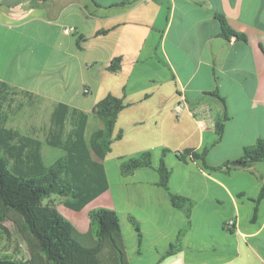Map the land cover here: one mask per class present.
<instances>
[{"label":"crops","instance_id":"1","mask_svg":"<svg viewBox=\"0 0 264 264\" xmlns=\"http://www.w3.org/2000/svg\"><path fill=\"white\" fill-rule=\"evenodd\" d=\"M217 15H223L230 28L236 34L244 33L247 40L236 34L223 36ZM5 19L33 23L36 29L33 45L41 44V49L60 52L81 71L85 64L97 68L100 78L109 74L152 73L153 78L174 83L173 105L179 93L184 94L191 106L207 105L205 119H196L187 113L175 116L174 128L170 131L182 150L192 148L199 152L205 148V166L189 156L175 160L164 154L165 163L172 170L175 165L181 167L186 162L195 167V174H184L193 183L196 180L193 194L189 195L188 190L174 180L173 174L169 177L168 190L158 185L159 174L152 167L157 163H152L153 172L149 174L139 170L145 167L123 170L122 160L151 147H148V133L153 134V139L158 138L157 145L166 146L172 141L165 131L163 111L145 106L157 92L155 88L160 82L151 87L123 90V101L129 105L116 117L114 132L115 129L124 132L118 140L125 139L129 131L142 132L145 122L153 116H160V127L156 135L146 128V132L141 133L142 138L137 135L130 144L126 142L129 149L118 157L119 172L123 179L139 184L142 191L145 189L147 196L141 197L139 202L151 209H148V217L156 221L166 216L169 219L172 211L180 209L172 205L170 192L187 194L186 198L194 201V211L201 206L203 212L216 204H226L229 211L234 209L233 213L224 209L218 214L221 224L236 218L237 225L230 231L229 238H213L212 243L218 246L211 245L212 257L205 260L212 264H246L248 260L264 264V254L254 241L264 221L251 222L253 228L243 226L240 213L243 203L238 195L250 193L245 188L230 186L226 177L229 172L219 167L227 160L239 158L244 146L264 139V0H0V22ZM66 26H73L74 31L65 33L63 27ZM47 33L50 35L45 38ZM117 56L122 57L120 67L115 71L106 70L105 65ZM60 62L64 59L58 64ZM219 120L223 123L222 135L215 141V123ZM107 155L103 164L108 180ZM245 168L255 173V181L250 184L259 192L264 185V162L258 161ZM108 190L109 187L76 211H84L73 221L78 230L85 232L90 228L87 207ZM121 227L128 254L122 224ZM174 239L172 236L164 241L154 239L153 248L156 253L162 250L166 256L179 255L187 264V246L180 245L174 253H167V246ZM202 245H197V252Z\"/></svg>","mask_w":264,"mask_h":264},{"label":"rangeland","instance_id":"2","mask_svg":"<svg viewBox=\"0 0 264 264\" xmlns=\"http://www.w3.org/2000/svg\"><path fill=\"white\" fill-rule=\"evenodd\" d=\"M35 30L33 23L29 21L20 23L16 19H5L0 22V79L8 82L18 90L25 89L42 96V99H30L22 94L14 96L11 105L5 107L6 126L17 128L26 134L34 132L35 135L44 140V131L48 124L52 103L58 100L76 106L88 114L85 130V135L88 137L94 129L100 126V122L94 116L92 109L106 95L112 94L123 99V90L151 87V84L160 82L159 86L155 88L157 92L145 106L149 109L163 111L165 114L163 122L165 131L168 139L172 141H168L166 146L157 145L158 138L153 139V134L148 133V147L151 145L147 149L150 153V166H144L145 168L139 170H145L149 174V172H153L152 163H157L152 166L157 170L160 160H163L166 165L165 153L172 156L175 160L178 159L176 151L183 148L182 146H177L178 142L174 140L173 132H170L174 128L176 117H178L172 110V97L176 94L173 82L167 83L159 80L160 78H153L154 74L152 73L137 76H130L126 73L120 75L109 74L106 78H100L96 74L97 68H94V66L90 68L85 64L81 71L76 66L74 67V63L67 60V57L65 55L62 56L60 52L41 49V44L35 47L33 45ZM49 35L47 33L45 38H48ZM60 59H64V62L58 64ZM63 63L65 64L63 65ZM169 110L171 114L168 113ZM183 114L185 113L181 115ZM197 117L199 118V116ZM154 119L157 120L155 121ZM159 119L160 116L159 118L153 116L147 120L145 122L146 127L142 132H146L147 128L150 132L154 131L155 135L158 134ZM142 132L129 131L125 139L114 140L110 151L107 153L105 162L109 177V190L90 203L87 210L109 208L116 212L127 239V257L130 264H184L185 260L179 255L166 256L162 250L159 253L154 250L153 240L164 241L168 236L175 237L170 243L175 242L177 237H179V246L188 247L187 254L189 258L187 259V264H212L211 261L205 259L212 257V254L209 253L211 252L209 251L211 245L218 246L216 242L212 243L213 238L222 240L229 238L231 234L229 230L224 228L225 225L219 222L218 214L221 215L224 209L233 213L234 209L229 211L230 208L226 204H216L203 212L201 211V206H198L197 211H194V201L191 199L186 202L183 209H179L176 212L172 211L169 214V219L167 216L161 221L149 218L148 209L150 211L151 209L139 202L141 197L147 196L145 189L142 191V187L139 184L129 179H123L119 172L120 159L118 157L122 155L123 151L129 149L126 146V142L129 143L137 135L142 138ZM115 133H117V129H115ZM121 133L123 134L124 132ZM42 153L45 159L49 161L56 157L60 151L44 143ZM140 154L142 153L134 154L131 157H136ZM180 166L175 165L174 170L167 167L171 171L170 175L173 174L175 177L174 180L185 187L189 195H191L193 194V184L196 183V180L193 183L184 174H195V167L189 162ZM223 170L229 172L226 177L230 186L235 189L245 188L250 193L242 196L238 195L243 203L240 206L243 226H251L253 228L250 223L256 220L262 223L264 221V198L261 199L254 216V202L252 199L256 198L259 192H256L254 186L250 184L255 181L253 170L245 167L228 169L224 167ZM182 195L188 197L186 196L187 194ZM46 201L54 204L63 217L72 224H75L73 221L77 216L84 214V211L76 212L63 207V197L61 196L53 194ZM186 208L189 209V216L186 215ZM128 215H133L138 219L139 232L135 224L128 219ZM0 238V241H3L0 244V258H23L28 256L26 247L16 233L15 225L11 220L0 222ZM254 241L260 248L261 253L264 254V226ZM200 243L203 244V248L197 252L196 247ZM167 249H169V244ZM83 261L84 258L76 256L70 259V264H83ZM37 264H40V259L37 260ZM246 264L256 263H251L248 260Z\"/></svg>","mask_w":264,"mask_h":264},{"label":"trees","instance_id":"3","mask_svg":"<svg viewBox=\"0 0 264 264\" xmlns=\"http://www.w3.org/2000/svg\"><path fill=\"white\" fill-rule=\"evenodd\" d=\"M217 18L223 36L236 34L223 15H217ZM101 32L106 31L97 33ZM236 35L247 40L244 33ZM121 62V56L114 57L105 69L115 71ZM18 94L42 99L38 93L18 90L0 79V222L9 219L14 223L28 256L0 258V264H37L38 259L40 264H70V259L76 256L84 258L83 264H130L121 223L115 211L109 208L89 210L90 228L81 232L63 217L54 204L46 201L55 194L63 197L66 208L79 211L108 189L103 159L112 142L122 137L121 132H114L116 117L129 104L115 95H106L92 109L100 126L87 137L88 114L64 101H55L42 140L34 132L26 134L5 125V107L11 105ZM213 95L217 94L213 92ZM220 99L225 106L224 100ZM224 117L225 114L222 120ZM222 120L215 123V141L221 138ZM44 143L60 153L47 161L42 153ZM205 152V148L199 152L186 148L176 151V155L181 160L188 156L200 160L205 166ZM258 161H264V139L244 146L239 158L227 160L219 167H246ZM121 166L124 171L150 166V153L144 151L139 156L124 159ZM157 170V184L168 190L170 170L163 160H160ZM263 197L264 185L257 197L252 199L254 216ZM170 200L180 209L189 201L175 193H170ZM185 211L189 216V209ZM128 219L139 232L138 219L133 215H128ZM178 246L179 237L169 244L167 253H174Z\"/></svg>","mask_w":264,"mask_h":264},{"label":"built area","instance_id":"4","mask_svg":"<svg viewBox=\"0 0 264 264\" xmlns=\"http://www.w3.org/2000/svg\"><path fill=\"white\" fill-rule=\"evenodd\" d=\"M145 1H152V0H145ZM63 31L65 33H71L72 31H74V27L73 26L63 27ZM172 110L176 116H179L182 113H187L196 119L198 118L197 116H199L198 119H205L208 114L207 105L200 104L198 106H191L186 101V98L183 93H179V98L177 102L173 105ZM224 225H225V228L232 229V230L235 229L237 225L236 218L228 219Z\"/></svg>","mask_w":264,"mask_h":264}]
</instances>
